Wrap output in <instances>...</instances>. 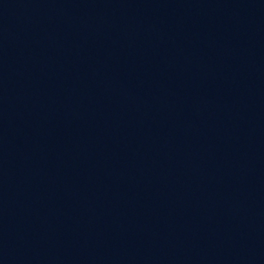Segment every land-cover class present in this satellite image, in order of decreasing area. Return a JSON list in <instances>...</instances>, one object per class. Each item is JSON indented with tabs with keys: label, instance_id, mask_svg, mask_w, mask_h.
<instances>
[{
	"label": "water",
	"instance_id": "1",
	"mask_svg": "<svg viewBox=\"0 0 264 264\" xmlns=\"http://www.w3.org/2000/svg\"><path fill=\"white\" fill-rule=\"evenodd\" d=\"M0 264H264V0H0Z\"/></svg>",
	"mask_w": 264,
	"mask_h": 264
}]
</instances>
